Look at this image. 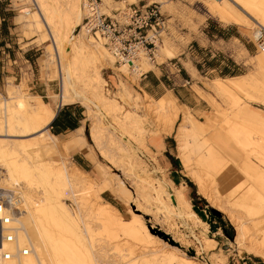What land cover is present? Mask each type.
I'll return each instance as SVG.
<instances>
[{
  "label": "rangeland",
  "instance_id": "obj_1",
  "mask_svg": "<svg viewBox=\"0 0 264 264\" xmlns=\"http://www.w3.org/2000/svg\"><path fill=\"white\" fill-rule=\"evenodd\" d=\"M102 1L103 11L110 8L115 9L116 7L123 9L128 4L122 3L120 5L114 2L106 4V1L111 0ZM133 1L137 4L147 1L158 4L164 15L165 26L160 31L159 38L162 37L163 40L157 44L156 49L158 50H154L155 54L159 52V44H164L166 49L174 55L170 59L173 61L178 59L184 64L192 76L191 86L187 84L188 89L185 92L196 101L198 98L201 101L190 108L181 103L170 90L161 93L159 87H154L153 90L145 88L142 79L143 73L139 74L142 71L148 74L152 70L158 73L159 68L163 70L169 60L164 55H155L152 63L148 59L143 61L141 64L145 66L141 71H137V76L121 72L119 68L122 69L123 67L117 61L115 62L116 67L105 66L99 73L107 83L105 84L106 93L109 95L115 94L118 97L119 89L124 87L132 96H138L137 98L142 104L150 103L151 100L156 102L159 98L164 99L167 95L171 97L173 95L174 103L179 111H181V106L188 108L193 121L202 133V137L196 136V138L200 141H204L206 138L208 140L207 147L210 146L211 149V151H209V148L208 151L206 150L207 154H205L209 159L206 168L202 170L197 167L190 146L188 151L190 155L189 167H192V171L197 170L201 174L204 180V192L201 190L200 192L195 182L187 175L180 158L176 154L174 134L182 113L178 114L179 118L177 117L175 120V127L168 134L172 138V143H170L171 157L169 158L166 153L158 156L161 137L166 133L155 137L154 133L148 130L157 125V118L154 113L148 115L149 124L145 122L141 127L134 126L133 128L131 124L124 125L123 115H119L113 107L108 108L105 112L101 111L100 113L98 111L97 113L95 108L75 101L85 111V118L81 123L83 128L82 138H77V136L70 140L59 138V153L61 154L57 153V156L59 155L60 160L68 164L77 163L82 169L88 170L87 173L91 177V182H94V184L96 182L95 185L100 189L99 192L95 193L99 198H91L93 204L94 201L96 205L106 203L119 214L121 221L125 224L130 223V216L134 214L137 216L136 219L148 226L153 234V241L139 242L130 234H123L124 232L118 224H111L113 229L111 225H109L110 229H107L109 227L105 228L102 224H97L99 221L95 218L96 214H93V212L90 215L87 214L90 220H87V218L85 220L88 221L87 225L92 230L94 229L92 238L87 234V239L91 242L92 249H97L98 255L105 262L104 264H107L108 261L116 262L115 259L111 260L112 255L118 252V254L127 253L129 249L134 250L135 254L143 250L144 252L150 251V249L155 250L153 254L146 255L149 258L154 256L157 260L155 264H165L166 262L162 260L163 255L172 252L176 256L186 257L192 264H232L237 259L251 253L238 251V246L234 243L233 238L235 234L234 224L230 217H238L243 222V237H245L246 242L254 237L264 241V187L257 180L259 171L256 170L254 157L244 153V151L242 152L240 147H236L226 123L227 120L243 123L258 133L252 135L254 137L253 142L257 143L251 144V146L253 145L251 149L258 148L261 137H264V128H258L234 117V113L237 111L235 109H239L245 103L257 108L264 117V103L260 99L263 93L261 91L264 90V72L256 67L258 61L264 60V56H261L263 53L259 52L252 42L246 38L248 29L256 22L248 17L246 23L240 25L220 22L200 1L167 0L166 7H164V4L162 5L160 0H128L126 2ZM3 16L5 20H2ZM14 16H16L15 21ZM210 23L217 26H231L233 33L232 35L226 34L223 38L209 36L211 40H208L203 33L211 35L210 31H207V29L211 30L212 28ZM78 38L79 27L75 32V39L78 40ZM197 41L201 45H206V49L203 50L207 52L206 55L196 51L189 56L186 55L188 47H196ZM3 42H8L9 55L15 58L13 63L15 68H10L7 75L0 72V97L8 99L7 86L9 83L12 86L25 85L27 95H29L27 96V98L29 97L28 101L33 107H41L46 104L55 110V107L59 105L57 95L60 93L59 78L56 75L57 58L52 49V42L46 35L45 25L32 0H0V43ZM211 46H213L214 53L209 56L210 51H207V48ZM2 48L0 46V50ZM2 56L3 54L0 53V64ZM227 58L234 61L238 66L236 68L239 72L237 76H227L228 74L224 76L221 74L220 68H222ZM135 66L134 68H128V70L136 72L139 64L137 63ZM231 67L234 68L232 65ZM36 77L39 79L38 81L42 80L50 83V89L44 96L34 93L30 87L32 81H37ZM231 77H235L237 82L244 80L246 84L248 83L245 93L238 92L235 94L231 92L232 95H235V99L230 98L228 93L224 94L216 91L210 85L216 79ZM80 85L82 86L81 83ZM247 90L249 92L252 90L251 94ZM87 95V97H91L89 94ZM118 99L124 108L132 106L130 100L127 99V102L119 97ZM139 112L142 113L143 109ZM99 126L108 129L114 127L115 130L112 131L113 133H109H112V135H109L106 131L100 130ZM17 130L20 131L21 128L19 129L17 126ZM68 135L61 136V138H66ZM121 136L124 138L121 139ZM106 137L109 138V142L103 141ZM12 138L18 139L20 137ZM150 138L151 144L157 148L155 152L148 149L146 141H149ZM74 141L79 142L75 145ZM76 152L84 154L85 157L83 155L80 157ZM168 158L172 164H166L165 160H168ZM152 168L158 170L162 168L159 173H156V176H164L172 191L176 192L175 190L182 189L185 199L191 205V209L184 215L185 218L189 219L186 221L187 225L176 215L166 194L162 189H159L154 175L150 172ZM234 171H237L236 177L232 176ZM188 180L193 183L194 187L188 184ZM77 189L76 191L79 193L80 191ZM193 189L194 192L205 199L202 207L192 205ZM84 195L86 196V194L82 196ZM68 197L70 196L65 198L66 205L75 213V203L72 197ZM211 207L215 208V211ZM223 224L227 233L232 234L231 236H228L223 230L221 226ZM111 229L116 233L115 238V234H111L113 232L110 231ZM115 243L122 245H120V251L115 248L117 246H115ZM258 257L264 262L262 257ZM136 261L138 262V260Z\"/></svg>",
  "mask_w": 264,
  "mask_h": 264
},
{
  "label": "bare ground",
  "instance_id": "obj_2",
  "mask_svg": "<svg viewBox=\"0 0 264 264\" xmlns=\"http://www.w3.org/2000/svg\"><path fill=\"white\" fill-rule=\"evenodd\" d=\"M126 1L128 0H111L106 1V4L109 2L120 5L122 3H132ZM160 1L166 7L165 4L168 1ZM192 1H200L205 4L208 11L222 22L240 25L246 23L248 18L253 20L256 23L250 26L248 35L252 27L257 24L264 26V0ZM32 2L45 25L46 35L52 42V49L57 58L56 75H58L60 85V93L57 95L59 104L78 101L82 105L95 108L97 113L98 111L100 113L101 111L105 112L108 108L113 107L119 115H123L124 125L131 124L133 128L134 126L141 127L145 122L149 124L148 115L154 113L157 118V125L148 130L152 131L155 137H159L163 133L169 134L175 127V120L178 114L182 113L181 117H178L179 123L176 125L174 134L176 154L180 158L187 175L195 182L199 191H203L204 180L197 170L192 171V167H189L190 155L188 151L190 146L195 163L202 170L208 164L209 157L206 152L208 148L209 151L211 149L210 146L207 147L208 140L206 138L204 141L196 138V136L202 137V133L193 121L188 108L181 106V111H179L174 103L173 95L171 97L167 94L164 99L159 98L156 102L151 100L150 103L142 104L137 98L138 96H132L128 90L121 87L118 97L123 101L126 100L128 102L130 100L132 102L131 107L124 108L115 94L109 95L106 93L105 84L107 83H105L99 73L105 66L116 65L115 56L104 43L102 37L87 33L82 27V20L89 12L88 0H32ZM101 2L103 1L98 0L95 10L115 15L121 21L126 19L123 12L128 7V4L123 9L116 7L115 9L110 8L103 11L104 6ZM77 27H79L78 40L75 39ZM162 40L161 37L157 44ZM254 47L256 48L255 45ZM256 49L263 53L261 56H264V52L258 48ZM155 51L149 57L144 49L140 50L138 60L135 61V64H139L136 72L128 70L130 67L127 62L118 63L123 68L126 67L124 69L117 67L123 73H131L137 76V71H141L143 66H145L141 63L146 59L152 63L155 55H164L167 58L174 57L164 44H159V52L155 54ZM256 67L264 70V60L258 61ZM235 79V77L216 79L210 85L216 91L224 94L228 93L230 98L235 99V95H232L231 92L235 94L238 92L245 93L246 85L248 84L244 80L237 82ZM261 89L263 90V88ZM251 91H248V93L251 94ZM86 93L91 97H87ZM261 93L262 97L260 99L264 103V90ZM27 96L29 95H27L25 85L12 86L9 83L7 86L8 99L0 97V188L12 190L13 194L20 199V202L16 203L18 210L14 212L15 214L12 218L18 230L17 241L19 244H29L33 249L32 254L29 253L24 256L23 262L34 263L37 261L39 264H104L105 262L98 255L97 249L93 250L91 242L87 239V234L92 238L94 229L92 230L87 225L88 221L86 222L85 220L86 218L90 220L87 214L90 215L93 212V214H96L95 218L99 221L97 224L100 223L105 228L109 227L107 229H110L109 225L113 223L118 224L122 232H124L123 234H130L139 242L153 241V234L148 226L136 219L137 216L134 214L130 216V223L125 224L121 221L119 214L106 203L103 205L99 203L98 206L94 201L93 204L92 199L98 197L95 193L100 190L95 185L97 183L91 182L90 175L80 170L74 163L70 162L71 164H68L60 160L59 155L57 156L60 140L54 137L47 129L48 123L55 115L54 110L46 104L41 107H33L29 103V97L27 98ZM141 109H143L142 113L139 112ZM235 110H237L235 113L233 112L235 118L244 120L258 128H264V117L257 108L245 103V105ZM226 123L236 147H240L242 152L244 151V153L254 157L256 170L259 171L257 180L264 187V137H261L258 148L253 150L251 148L255 141L253 142L254 137L252 135L258 133L243 123L233 120H227ZM17 126L19 129L21 128L20 131L17 130ZM99 129L106 131L108 134L115 130L114 127L113 129H108L102 126H99ZM78 132L81 133V129ZM112 133L109 135H112ZM108 134L105 135L107 136ZM12 137L20 138L13 139ZM108 137L104 138L103 141L109 142ZM251 144L253 145L251 146ZM160 170L162 168L159 170L152 168L150 172L154 175L159 189H162L166 194L176 215L187 225L186 221L189 219L185 218L184 215L191 209V205L185 199L182 189L174 192L164 176H156V173H159ZM236 172H233V177H236ZM76 189L80 192L77 193ZM83 194H86V196H82ZM66 196L72 197L75 203V213L66 205ZM230 220L234 224L235 234L233 238L234 243L238 246V251L256 254L264 259V241L254 237L246 242L245 237H243V222L238 217H230ZM80 223H82L83 227ZM111 228L113 229L112 225ZM102 229L104 230V228ZM112 229L110 230L111 232L113 231ZM111 234H115L114 238L116 237L114 231ZM120 245L115 247L119 249H117L118 251L121 249ZM126 250L128 251V249ZM154 251L150 249V251L144 252L143 250L135 254L134 250L129 249L127 253L118 254V252L112 255L111 258V260L115 259L116 262L108 261L107 264H135L136 260H138L137 264H155L157 260L154 256L151 258L146 257V255L153 254ZM172 253L163 255L162 260L166 262L165 264H192L186 257L182 255L176 256Z\"/></svg>",
  "mask_w": 264,
  "mask_h": 264
},
{
  "label": "built area",
  "instance_id": "obj_3",
  "mask_svg": "<svg viewBox=\"0 0 264 264\" xmlns=\"http://www.w3.org/2000/svg\"><path fill=\"white\" fill-rule=\"evenodd\" d=\"M98 0H88L89 12L82 20V27L87 33L102 37L118 63L127 62L134 68L138 53L144 49L152 56L160 39V31L164 25V15L155 2L128 3L124 9L126 19L119 20L117 16L95 10ZM247 40L264 52V26L257 24L252 27ZM173 60L169 58L167 63ZM144 73L142 71L139 75ZM20 199L12 190L0 188V264H39L23 262L24 256L32 254L29 244H19L17 227L12 220L18 210L16 203Z\"/></svg>",
  "mask_w": 264,
  "mask_h": 264
},
{
  "label": "crops",
  "instance_id": "obj_4",
  "mask_svg": "<svg viewBox=\"0 0 264 264\" xmlns=\"http://www.w3.org/2000/svg\"><path fill=\"white\" fill-rule=\"evenodd\" d=\"M18 17V16H17ZM16 16H14V21H15ZM2 20H5V17H2ZM221 22V21H220ZM210 26L212 27L210 31L211 35H208L206 33H203L206 37V39L211 40L209 36H218L219 38H223L224 35H232V27L223 25V26H217L214 23H210ZM210 43V42H209ZM8 42H3L0 46L3 47L0 50V53L3 54L2 56V62L0 64V72L2 74L7 75V72H10V68L14 69L15 65L13 63L15 62V58H12L9 55V48H7ZM196 47H188V51L186 55H191L194 51L204 53L206 55V51H203L206 49V45H201L199 41L196 43ZM207 51L209 52V56H212L214 51H213V46L208 47ZM27 60V58H25ZM264 72V70H263ZM37 81H32L30 84V87L32 88V91L34 93L38 94L39 96H44L50 89V83L46 81H38L39 79L36 77L35 78ZM142 79H143V85L145 88H151L152 90L154 87H159L161 88V93H164L166 90H170L174 95L177 96L178 100L187 105L188 107L192 108L193 106L196 105L197 102L201 101V99H197V101L188 95L185 90H187V84L188 86H191V79L192 76L189 74L188 70L184 66V64L178 59H175L171 63H167L164 67L163 70L159 68L158 73L155 71H151L150 73H143L142 74ZM264 81V79H263ZM147 90V89H146ZM53 109V108H52ZM54 110V109H53ZM55 115L51 119V121L47 125V129H49L50 133L56 137L60 138L62 140H70L74 136H77V138H82V121L85 118V111L82 108V106L78 103H64V104H59L58 106L55 107ZM81 129V133L78 132V130ZM69 134V135H68ZM68 135L66 138H61V136L65 137ZM79 141H74L73 143L76 145ZM148 143V149L155 152L156 151V146L151 144V138L149 141H146ZM170 143H172V139L170 135L164 134L161 137V146H160V151L158 152V156L160 154H167L168 157H171L170 153ZM79 149L78 147H76ZM80 157H85L84 154H79ZM75 153V154H76ZM166 155V157H167ZM165 160L166 164H172L171 160ZM78 168H80L83 171H86L85 169H82L77 163L75 164ZM167 165V168H168ZM170 167V166H169ZM232 264H264V262L254 254H246V256L241 257L240 259H237L234 261Z\"/></svg>",
  "mask_w": 264,
  "mask_h": 264
},
{
  "label": "trees",
  "instance_id": "obj_5",
  "mask_svg": "<svg viewBox=\"0 0 264 264\" xmlns=\"http://www.w3.org/2000/svg\"><path fill=\"white\" fill-rule=\"evenodd\" d=\"M3 24H4V22H3ZM231 65L234 66V68L231 67ZM236 68H238V66L235 64V62L227 58L226 59V62L222 66V68H220V71H221V74H223L224 76H225V74H228L227 76H237L239 74V72L236 70ZM187 182H188L189 185H191L192 187H194L193 183L190 180H188ZM192 198H193L192 199V205L193 206L196 205V206L202 207L203 204L205 203V201H204L205 199L202 196H200L199 194H197L196 192H194V189H193ZM219 219H220V217H219ZM221 226H222L223 230L226 232V234L228 236L229 235L230 236L232 235L231 233H229V234L227 233L224 224L221 225Z\"/></svg>",
  "mask_w": 264,
  "mask_h": 264
},
{
  "label": "water",
  "instance_id": "obj_6",
  "mask_svg": "<svg viewBox=\"0 0 264 264\" xmlns=\"http://www.w3.org/2000/svg\"><path fill=\"white\" fill-rule=\"evenodd\" d=\"M211 208H213V207H211ZM213 210L215 211V208H213Z\"/></svg>",
  "mask_w": 264,
  "mask_h": 264
}]
</instances>
